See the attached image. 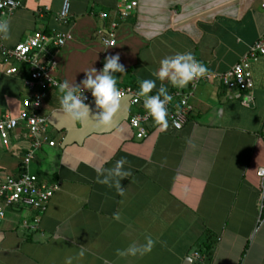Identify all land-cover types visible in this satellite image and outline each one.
I'll return each instance as SVG.
<instances>
[{
    "label": "crops",
    "instance_id": "1",
    "mask_svg": "<svg viewBox=\"0 0 264 264\" xmlns=\"http://www.w3.org/2000/svg\"><path fill=\"white\" fill-rule=\"evenodd\" d=\"M64 1L21 0L13 14L0 16L10 25L4 45L13 48L35 32L70 34L64 46L49 44L38 55L43 64L54 62L53 76L61 83L80 85L85 71H99L116 54L125 68L115 74L119 89L139 91V82L155 79L160 61L177 53H192L209 77L182 89L165 81L171 95L191 93L192 110L180 130L168 120L161 131L151 119L140 140L129 119L145 110L132 107L128 97L105 130L93 120L68 121L60 112L58 88L48 89L38 113L48 118L46 133L56 146L39 150L27 171L56 190L44 214L6 210L0 264H65L68 258L72 264H185L189 258L191 264H264L257 175L264 167V56L250 66L249 107L242 104L244 93L219 79L264 36V0H135L136 9L124 20L121 0H68L69 20L62 24ZM103 13L107 17L101 19ZM110 33L114 47L101 40ZM28 75L26 64L0 56V119L19 116L32 93L23 83ZM87 104L91 116L94 100ZM29 145L25 125L10 134L8 146L0 141V184L21 174ZM120 159L131 173L121 180L123 195L97 183L95 171L113 168ZM37 217L38 226L30 228ZM149 237L155 242L149 254L117 255ZM207 243L210 257L196 261L194 253L202 254Z\"/></svg>",
    "mask_w": 264,
    "mask_h": 264
},
{
    "label": "built area",
    "instance_id": "2",
    "mask_svg": "<svg viewBox=\"0 0 264 264\" xmlns=\"http://www.w3.org/2000/svg\"><path fill=\"white\" fill-rule=\"evenodd\" d=\"M22 6L21 0H0V16L11 15ZM137 2L135 0H121L119 4L120 19L128 18L136 9ZM264 9V1L262 3ZM70 16V2L65 0L62 4L58 21L62 24H67ZM107 17V14L100 15L101 19ZM117 24H112L115 29ZM71 36L68 33H59L54 36H47L41 32H35L23 42L17 44L13 48H8L4 45L3 40H0V56L7 62H22L28 66V77L24 80V86L31 91V96L25 99L22 103V110L17 118L0 119V141L4 146H8L10 142V134L19 126L25 125L27 128V138L29 140V148L23 157V171L17 177L9 176L0 184V224L5 219L7 209L17 207H25L36 210L38 214H44L47 211L51 198L56 190V187L48 186L39 182L37 176L29 173L27 170L29 164L34 159L36 153L44 146L54 147L56 143L50 140L47 136L48 118L40 115L38 110L41 108V102L45 96V92L51 88H58L61 83L53 76L54 62L43 64L39 61L38 55L45 52L47 45L52 44L55 47L64 46ZM105 46L111 45L114 47L117 43L114 33L104 35L101 38ZM108 42L107 44L105 42ZM264 56V36H261L257 42L250 48L246 56L236 64L227 73L220 75L219 79L228 89H235L242 93V104L249 107L253 103V83L250 72V66L260 57ZM9 73H16L15 68H11ZM209 76H204L193 82L207 79ZM122 100L130 99L132 107L143 106L142 98H137L138 91L132 87L120 88ZM85 103L94 100L90 91L83 92ZM173 101L167 105L168 120L170 126L174 130H180L187 121L188 114L192 107L188 100L191 93L172 94ZM178 98L177 103L174 102ZM151 120L146 112L134 113L129 119V124L136 132L137 139H143L147 132L144 127ZM179 125V127H177ZM259 187L261 192V204L259 213V223L264 220V167L258 170ZM40 220L35 218L30 228L38 226ZM193 258L196 261H203L204 257L200 253H194Z\"/></svg>",
    "mask_w": 264,
    "mask_h": 264
},
{
    "label": "clouds",
    "instance_id": "3",
    "mask_svg": "<svg viewBox=\"0 0 264 264\" xmlns=\"http://www.w3.org/2000/svg\"><path fill=\"white\" fill-rule=\"evenodd\" d=\"M150 39L151 37H146ZM10 39V25L7 20H0V40ZM108 43L107 41L105 42ZM108 47H111L109 45ZM207 67L199 63L192 53H177L171 57H165L160 61L159 68L152 72L155 79H144L139 82V91L137 98H142L143 108L147 116L151 117L154 124L161 131L168 127V107L173 96L169 94L168 89L164 86L167 81L172 87L177 89L185 88L189 83L202 78L207 73ZM125 68L120 63L119 54L108 56L105 58L102 69L99 71L92 67L85 71V79L80 85L69 84L64 81L58 85L60 93L59 103L60 112L70 122H79L83 124L85 121L93 120L95 127L108 130L112 127L114 117L121 107L122 93L117 86L118 78L116 73H124ZM157 81L161 86L157 89ZM156 89L155 94L153 90ZM83 90H88L94 98L96 111L90 116V107L85 103ZM179 127V125H177ZM126 160L120 159L116 161L113 168L96 169L97 183L115 187L119 195H123L121 180L127 178L131 173L125 170ZM155 242L151 237L146 242L137 247L135 244L129 245L125 250H117L118 256H137L149 254ZM84 250L79 252L81 257L84 256ZM65 264H72V259L68 258Z\"/></svg>",
    "mask_w": 264,
    "mask_h": 264
},
{
    "label": "trees",
    "instance_id": "4",
    "mask_svg": "<svg viewBox=\"0 0 264 264\" xmlns=\"http://www.w3.org/2000/svg\"><path fill=\"white\" fill-rule=\"evenodd\" d=\"M211 244L207 243L206 246L204 247V249L202 250V256L204 257H210L211 255Z\"/></svg>",
    "mask_w": 264,
    "mask_h": 264
},
{
    "label": "water",
    "instance_id": "5",
    "mask_svg": "<svg viewBox=\"0 0 264 264\" xmlns=\"http://www.w3.org/2000/svg\"><path fill=\"white\" fill-rule=\"evenodd\" d=\"M192 263V259H186V261H185V264H191Z\"/></svg>",
    "mask_w": 264,
    "mask_h": 264
}]
</instances>
